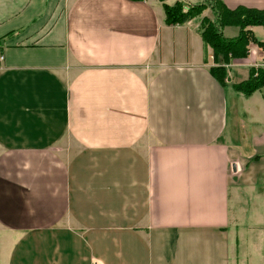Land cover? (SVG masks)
<instances>
[{
	"label": "crops",
	"instance_id": "crops-1",
	"mask_svg": "<svg viewBox=\"0 0 264 264\" xmlns=\"http://www.w3.org/2000/svg\"><path fill=\"white\" fill-rule=\"evenodd\" d=\"M163 3L0 0V264H264L262 91L227 130L211 49ZM262 65L249 45L225 84Z\"/></svg>",
	"mask_w": 264,
	"mask_h": 264
},
{
	"label": "trees",
	"instance_id": "trees-1",
	"mask_svg": "<svg viewBox=\"0 0 264 264\" xmlns=\"http://www.w3.org/2000/svg\"><path fill=\"white\" fill-rule=\"evenodd\" d=\"M141 1V0H133ZM163 2L164 0H160ZM165 24L167 26L182 25L199 17L201 13L209 9L213 20L206 17L199 18V35L205 46H208L212 52L214 66L209 69L211 77L222 87L225 85L227 76L226 65L233 59H244L248 56V46L253 44L263 53L264 60V41L257 40L251 27L262 26L264 28V10L250 9L239 6L229 10L220 0H205L202 3L186 7L182 1H175L173 4H162ZM226 26L239 28V34L234 39H225L222 35V29ZM12 33L0 38V53L3 49L5 40ZM233 90L244 96H249L256 91H262L264 99V66L259 68H250L247 79L234 84ZM264 158V151L262 156Z\"/></svg>",
	"mask_w": 264,
	"mask_h": 264
},
{
	"label": "rangeland",
	"instance_id": "rangeland-1",
	"mask_svg": "<svg viewBox=\"0 0 264 264\" xmlns=\"http://www.w3.org/2000/svg\"><path fill=\"white\" fill-rule=\"evenodd\" d=\"M174 1L175 0L171 1V3H166L165 0H164L163 2L166 3V4H168V5H171ZM176 1H182V3L186 7H189L190 5H195V4H198V3H202L205 0H176ZM202 15H205L206 18H208L210 21L213 20V16L211 15V11L209 9L204 10L201 13V15H199V17L193 18L191 21L194 22V24H197V32L198 33H199V26H200V22H201L199 18H201ZM164 17H165V15H164ZM187 23L188 22H186L184 24H187ZM184 24H182V25H184ZM182 25H180V26H182ZM233 28H234V26H226L225 27V33H227L228 30H233ZM253 28H254V31H253L254 32L253 33L254 37L256 39H258V40H264V28L262 26H254ZM173 55H176L178 58H182V56H183V50L180 47L175 48L173 50ZM171 59H172V54L169 53L168 58L166 60H171ZM208 61H209V59H208ZM263 66H264V60H263V65L262 66H259V67H263ZM259 67H255V69L256 68H259ZM228 78L229 77H228V74H227L226 81H228ZM228 83L229 82H226V84L224 85V89H225V102L227 104L228 114H229L228 119H227V130H229L230 128L235 127V128H237L239 130V133H240V131L242 130V127H243V126H241V120H242V118H238L237 117L238 120L236 122H234V124H232V122L235 120L234 111H232V107L234 106V108L237 109V110H239V112H240V111H242L241 109H243L244 102L242 100V94L235 92L233 90V88H232V86L234 84H236V83H234V84L233 83L232 84L231 83L228 84ZM237 94H239L241 96H237ZM252 118H254V117H252ZM245 121H246V119H245ZM260 246L261 247H264L263 244H261Z\"/></svg>",
	"mask_w": 264,
	"mask_h": 264
},
{
	"label": "built area",
	"instance_id": "built-area-1",
	"mask_svg": "<svg viewBox=\"0 0 264 264\" xmlns=\"http://www.w3.org/2000/svg\"><path fill=\"white\" fill-rule=\"evenodd\" d=\"M3 61V57L2 55L0 54V63Z\"/></svg>",
	"mask_w": 264,
	"mask_h": 264
}]
</instances>
